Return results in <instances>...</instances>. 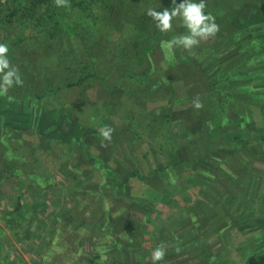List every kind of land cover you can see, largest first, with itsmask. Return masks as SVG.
I'll return each instance as SVG.
<instances>
[{
    "label": "rangeland",
    "instance_id": "374dc122",
    "mask_svg": "<svg viewBox=\"0 0 264 264\" xmlns=\"http://www.w3.org/2000/svg\"><path fill=\"white\" fill-rule=\"evenodd\" d=\"M204 2L190 52L146 15L171 0L0 24V264H264V0Z\"/></svg>",
    "mask_w": 264,
    "mask_h": 264
},
{
    "label": "clouds",
    "instance_id": "9594fccd",
    "mask_svg": "<svg viewBox=\"0 0 264 264\" xmlns=\"http://www.w3.org/2000/svg\"><path fill=\"white\" fill-rule=\"evenodd\" d=\"M205 9L204 0H171V7L164 8L162 11L149 8L146 15L152 19L156 29L161 33L169 32L173 27V22L179 19L186 32L176 37L171 43L175 47L190 52L202 41L213 38L219 30L215 17L211 13L206 14ZM8 53V46L0 44V95L6 94L14 85L22 84L18 69L10 64ZM195 107L200 108V103L196 102ZM99 131L105 140L111 139V128L105 127ZM165 254L164 247L157 246L152 252V264H159Z\"/></svg>",
    "mask_w": 264,
    "mask_h": 264
},
{
    "label": "trees",
    "instance_id": "16d2710c",
    "mask_svg": "<svg viewBox=\"0 0 264 264\" xmlns=\"http://www.w3.org/2000/svg\"><path fill=\"white\" fill-rule=\"evenodd\" d=\"M104 3L105 0H60L59 3L58 0H2L0 3V24L10 27V32L14 34L12 38H15L16 42L21 41L23 43L25 37L22 34L31 26L33 27L32 33L37 32V35H40L44 31L48 32L49 29L45 30L46 24H50L54 19L61 18L68 8L92 10L94 5H103ZM150 73L152 74V72ZM152 94L156 95V92ZM158 97L161 98V94ZM162 116L163 114L159 113L158 118L161 121L163 119ZM156 121L157 118L152 119L154 124ZM231 132L234 133L235 128H232ZM144 158L145 155L142 154L137 160ZM149 169L147 168V170Z\"/></svg>",
    "mask_w": 264,
    "mask_h": 264
},
{
    "label": "crops",
    "instance_id": "0c3cea01",
    "mask_svg": "<svg viewBox=\"0 0 264 264\" xmlns=\"http://www.w3.org/2000/svg\"><path fill=\"white\" fill-rule=\"evenodd\" d=\"M1 225V224H0ZM35 242V244H37L38 242L37 241H34ZM38 245V244H37ZM42 246V245H41Z\"/></svg>",
    "mask_w": 264,
    "mask_h": 264
},
{
    "label": "built area",
    "instance_id": "2783aa9c",
    "mask_svg": "<svg viewBox=\"0 0 264 264\" xmlns=\"http://www.w3.org/2000/svg\"><path fill=\"white\" fill-rule=\"evenodd\" d=\"M14 255H16V254H14Z\"/></svg>",
    "mask_w": 264,
    "mask_h": 264
}]
</instances>
